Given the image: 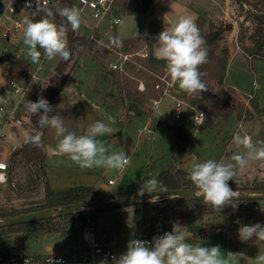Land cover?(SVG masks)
Instances as JSON below:
<instances>
[{
    "label": "rangeland",
    "instance_id": "1",
    "mask_svg": "<svg viewBox=\"0 0 264 264\" xmlns=\"http://www.w3.org/2000/svg\"><path fill=\"white\" fill-rule=\"evenodd\" d=\"M230 2L231 3H230L229 11L225 10L224 12H221V16H220L221 20H218V24L216 25V26L221 25V27H225L228 23L232 24V29L230 31H224L223 39L220 41V46L227 47L228 49V56L230 59L228 58L227 66L229 61L231 66L229 67L227 78L225 79V81L223 80V82L219 84H223L225 87L228 86L226 83H231V81L238 85L245 84L250 91H253V93H251L253 95V99H256L259 106L262 107L264 105V59L258 56H251L249 54H245V51L243 50L244 45H248L250 43L248 35L253 29V20H252L253 8L247 5H243V7H241L239 0H230ZM120 12L121 14H125V12L121 10V8H120ZM135 15L132 14L128 16L122 15L121 22L118 25V30H120V32L122 30L123 32L122 34L124 36H127L128 34H133L136 32V29L144 26V21H143L144 16L143 15L135 16ZM82 18H83V23L81 24L78 33L87 34L93 28L96 21L93 18H91L89 15L84 16ZM156 43L157 41L155 40L154 42L155 47H156L155 45ZM11 46L18 47L19 50L17 51V55L20 57L22 61L26 62L31 69L33 68L38 69V75L40 77L41 82L40 84L33 85L34 87L33 86L30 87L32 90L37 91L38 88H40V86L48 80L55 66L59 62L60 58L57 57L51 61L44 58L43 62H40L39 64H31L30 60L26 58V46L23 43V39L16 41L15 44ZM97 48H98L97 45L93 49H89L86 46H79L74 52L75 55L74 60H72L69 63L68 67L65 70L64 75L66 76V78L67 76L72 77L76 73L80 74L81 76L84 75V77L89 79L88 83L91 88V93L98 92L99 97L96 98V100L98 101L100 106H102L104 110L111 112L113 114L114 113L119 114L120 112L121 113L123 112L121 123L130 121L131 116L128 114V107L133 103L129 100L122 99L121 94L119 93V90L116 84L114 83V79L110 74V71H108L106 67V63L107 60L109 59V56L107 54H100L99 52H97ZM6 52L15 53V50L14 49L11 50L9 48ZM79 61L82 63V65L78 63ZM11 62L13 63L14 61H9L8 63H6V65L8 64L12 68L14 64L11 65L10 64ZM80 68H83L84 70H80ZM253 77H255L257 84H259V88L255 90L253 89V85H252ZM233 95L236 99L240 101V103L243 105L244 108H247L244 102L246 101L249 102L250 97L248 96V92L234 89ZM30 99H31V95L28 93L15 92L14 90H11L9 86L2 88L0 85V103H4V104L12 103L8 106L13 107V105H16L20 107V109L15 112V117H18L22 120L21 126H15L13 125V121L10 117L4 116V113H2V116H0V120H1L0 121V155L3 158H5L8 155V153L11 150V147L16 145L15 135L13 134L12 136H10V134L7 131L10 125H13L17 128L21 127L22 130H24V133L26 134V139L29 136L28 130L23 125L25 122L29 120V114L31 112H29L26 109L25 107L26 103L23 104L21 103ZM17 101L21 103L16 104ZM140 105L142 106L143 110L146 111L150 108V101L148 99H145L144 103ZM251 111H252V115L253 113L254 115H256L254 119L261 116V114L257 113L255 110H251ZM164 115L162 116L154 115L153 117L154 123L151 125V129H153V133L151 134L150 140L147 139L146 135L141 134L139 131L145 123L144 120L146 118H144L145 117L144 113L139 115L138 118H136L135 120L130 121V123H128L126 126L127 130L126 132H124L125 134L122 133V139L125 140L126 138H128L135 146V152L133 153L126 152V154L130 156L129 165L131 163L132 164L135 163L136 166V167L134 166L132 168V171L128 173L126 176V180L130 181L129 184L135 182L136 180H140L141 178H143L142 179L143 184L145 181L149 179L152 178L157 179L162 169L169 168L171 165H175L177 167L182 168V160L183 161L188 160V158L184 155V152L188 147V141H189L188 133L194 129L190 126L188 127L186 126L185 129L187 131V137H188L187 144L184 147H180L181 139H178L176 147L173 149V151H169L173 139L169 136L161 135L160 131H162V126H163L162 121H164L165 123L166 122L172 123L173 119L169 114H164ZM249 118L250 117L246 115L239 116L237 114H233L230 115L226 120L218 119L217 122L215 121V123L211 127L205 128L204 127L205 122H204L203 126L199 128V130L204 129L208 133V139L206 138L208 144L209 143L214 144L215 142L214 148H219V149L221 147L223 148L222 150L223 152L221 150L219 151L222 154L219 153L216 155L215 157L216 160L219 159V161L228 163L231 162V156L234 153L240 152L232 143L233 136L237 132L241 133L242 121L243 120L247 121L249 120ZM5 121H9V122H5ZM121 129L123 128L121 127ZM157 134H159L160 136L159 135L157 136ZM211 137L212 138L214 137L213 142L209 140V138ZM154 138L155 140L157 138L159 142L155 141ZM155 146L157 149H160L161 152H167V151L169 152L164 153L159 158L150 161V167L153 170V171L151 170V172L154 173L152 175L145 176L148 167L146 166V162L147 159H149V155L151 154V151ZM117 147H115V149L111 147L108 149L110 152L111 151L125 152V148H117ZM190 154H191V158L195 160L193 154L192 153ZM259 168L261 170H259ZM107 171L110 172L111 170L105 168V172ZM117 171L118 170L114 171L113 176H115L116 179H121L123 175L122 173H118ZM158 171L159 173L157 175ZM257 173H259L260 178L264 179V161H251L245 170L238 172L237 176L235 177V181L230 180L228 184L233 186L234 188L254 186L257 183L264 184L263 182H258L254 179L252 180V178H254V176ZM35 176L38 181L36 188L26 190V185H27V183L25 182L26 172L24 171L23 168L20 167L16 169V172H14L13 174L14 185L9 186V184H4L0 186V210L8 211L9 209L18 208L21 206L39 204L43 202L44 200L43 183L37 172L35 173ZM9 190H11V192L7 194L6 192H9ZM138 209H139L138 206H127L118 209H110V210L102 211V212L113 211L111 213L125 214V216H120L121 218L114 217L115 219H110L108 221L105 220L95 221V219L97 218L96 213H99L96 212L92 217L94 219L87 220L83 223L81 222H75L74 224L72 223L69 226L68 231L70 230V227L74 225L75 229L74 231H72L73 236H78V232L81 230L84 224L87 223L91 225L93 224L97 231L100 230L107 231L109 226L115 227L116 225H118L117 227L118 228L120 227L121 229L120 234L125 233L126 237H129L130 239H134L136 238L137 232L142 226L143 213L138 211ZM107 215L108 214L103 213V216L106 217ZM192 218L193 221H198V219L200 218H203L206 221L205 225L202 227L200 226L198 231L201 229L213 230V229H223L227 226H242L250 223L251 224L261 223L264 221L262 220L264 219V200H258V201L250 202L248 204H234L230 206V210L226 214L203 215L201 217H192ZM58 232L64 233V229L62 228ZM44 236L45 234H42L37 241H32V240H23L20 233H12L10 235H4L3 237L0 238V250L8 249L11 250V252L20 255L37 253V251L39 252L42 250L40 244L44 245V243L47 242L46 239L43 238Z\"/></svg>",
    "mask_w": 264,
    "mask_h": 264
},
{
    "label": "clouds",
    "instance_id": "2",
    "mask_svg": "<svg viewBox=\"0 0 264 264\" xmlns=\"http://www.w3.org/2000/svg\"><path fill=\"white\" fill-rule=\"evenodd\" d=\"M26 7H32V0ZM43 12L39 19L25 18L23 20V43L26 46V58L31 64H39L41 58L51 61L59 57L68 61L71 56L68 47L67 35L69 31L78 32L83 23L82 13L75 7L56 6V14L63 18L62 23H56L55 15L51 9L41 7L39 0H35V9L32 17ZM20 27V25H18ZM154 55L165 62L167 77L172 85L188 95L201 96L208 91V86L202 79L204 73L200 67L208 62V49L200 34V30L191 16H180L156 37ZM114 43L122 46V41L114 40ZM42 50V51H41ZM32 83L40 84L32 75ZM0 84L4 78L0 75ZM43 87V86H42ZM254 87L259 84L254 82ZM26 109L39 115L38 125L40 129H51L56 139L55 150L61 155L67 156L73 163L82 169L106 168L108 170H122L130 163V156L126 152L109 151L102 137H110L117 129L101 120H96L81 134L71 131L65 126L64 118L59 111L55 115L53 107L42 95L37 102L28 101ZM64 109L62 103L57 106ZM206 118L204 113L193 117V122L200 127ZM33 142H39L40 136L32 138ZM233 145L243 151L231 156V162L225 163L214 159H207L195 163L187 174V179L194 185L195 197L203 198V204L211 207L214 212L220 213L226 206L232 205L237 197L228 182L235 181L239 171L247 168L251 161H264V140L255 142L251 135L237 132L233 136ZM143 192L153 193L165 191L164 186L152 178L144 182ZM142 192V193H143ZM153 197L151 202H156ZM179 222H173L172 230L163 235L153 237L151 242L131 239L126 251L119 257H112L113 264H233L237 254L227 253L225 258L219 246L205 247L187 241L184 229ZM238 236L242 242H247L253 237L255 240L264 241V225H242L238 229ZM256 264H264V254L258 255ZM100 264H107V259Z\"/></svg>",
    "mask_w": 264,
    "mask_h": 264
},
{
    "label": "trees",
    "instance_id": "3",
    "mask_svg": "<svg viewBox=\"0 0 264 264\" xmlns=\"http://www.w3.org/2000/svg\"><path fill=\"white\" fill-rule=\"evenodd\" d=\"M151 0H117L118 5L125 14H137L147 10ZM241 7L247 5L253 8L252 20L253 29L248 35L250 43L244 45L245 54L251 56H258L264 59V0H239ZM65 6H67L65 4ZM64 6V7H65ZM68 7V6H67ZM52 10L55 15L56 23H62L63 18L56 14V7H47ZM44 13L36 16L39 19ZM200 34L205 41V47L208 49V62L200 67V71L204 73L202 79L208 86V91L202 92L201 96L186 95L189 104L196 108L202 109L205 113L204 127H211L218 119L226 120L230 115H246L251 116L252 111L255 110L259 114H264V105L259 106L256 99L250 98V107L244 108L238 99L234 97V89L230 86L225 87L219 84V81L224 80L226 73V66L228 61L227 47L220 46V41L223 39V32L230 31L232 24L228 23L225 27L221 25L215 26L208 30H203L202 24L197 23ZM68 47L71 52L68 61L59 60L55 66L53 73L49 76L47 86L42 96L49 101L52 106L55 98L62 89L66 76L64 75L69 63L74 60V52L79 46H86L93 49L97 44L94 40H90L87 35L79 34L78 32L69 31L67 35ZM138 38L123 39L122 46L135 45ZM118 46V45H117ZM100 54L102 52L100 47L97 48ZM31 68L27 63L16 60L11 68V74L17 81H22L30 76ZM119 93L122 99L131 101L138 105L144 103L148 97H159L161 90L153 87L147 93L138 91L132 80L121 77L115 72H111ZM33 101H38L33 99ZM39 115L29 114V120L24 123V127L28 130V138L17 146L14 157L11 162V171L8 174L9 181L13 180V174L16 169L23 168L26 172L25 182L26 190L36 188L38 181L35 173L37 172L41 178L44 188V200L39 204L21 206L8 211L0 210V217L12 216L25 212L35 211L47 207H59L65 204L74 203L78 201L92 200L102 197L114 198L124 195H131L143 192L142 187L136 186L129 189L115 188L109 190L107 193H100L94 186L79 185L71 187L66 191H53L50 189L47 176L45 172V145H46V129H40L38 125ZM184 124H172L169 126L170 130L175 134L177 139H181L180 147L187 144V131ZM39 135V142H33L32 138ZM129 140H127V143ZM129 147V145L127 146ZM173 151V149L171 150ZM149 164V163H148ZM150 165L147 167L146 174L151 171ZM13 172V173H12ZM12 173V174H11ZM188 172L180 167L171 165L169 168L162 169L158 175L157 180L164 186V189L173 188H191L195 189L194 185L187 179ZM232 190H257L264 189V184H256L254 186L236 187L229 185ZM258 200H235L234 204H248ZM226 206L220 213H216L213 209L203 204V200H195L189 198H164L156 199V202H147L138 206V211L143 213L142 219V237H147L151 241L153 237L163 235L165 232L172 230L173 222L178 219H186L192 217H201L203 215L226 214L230 210V206ZM105 210H88L80 211L70 215L59 218L45 219L33 221L28 223L16 224L7 227H0V238L4 235L12 233H20L23 240L37 241L42 234L49 232H58L62 228L64 231L69 229V226L75 222H85L92 218L96 212ZM264 220V219H262ZM264 222V221H263ZM86 225V224H84ZM237 225V224H235ZM83 226V225H82ZM71 228V227H70ZM0 256L6 261H22L30 259L31 262H40L43 255L39 253L20 255L11 250H0Z\"/></svg>",
    "mask_w": 264,
    "mask_h": 264
},
{
    "label": "crops",
    "instance_id": "4",
    "mask_svg": "<svg viewBox=\"0 0 264 264\" xmlns=\"http://www.w3.org/2000/svg\"><path fill=\"white\" fill-rule=\"evenodd\" d=\"M230 3H231L230 0H151L146 11L142 12L141 14L140 13H137L136 15L132 14L135 16L143 15L144 26L136 29L135 33L128 34L127 36H124L122 34L123 33L122 30L120 32L117 26V36L120 38V40L131 37L138 38L139 40L140 39L147 40L151 45L152 53L153 56L155 57L154 42L156 40L157 35L163 31L164 26L167 27L173 21L178 19L180 16H191L195 19L196 24L200 22L203 25L204 30L211 29L218 24V20H221L220 19L221 12H224L225 10L229 11ZM123 15L128 16L130 14H123ZM84 16H88V15H82V17ZM89 33L85 35H88ZM9 48L11 50L14 49L15 53L6 52ZM18 50H19L18 47L15 46L13 47L9 45V47H7L5 51L7 59L14 62L15 60L22 61L19 56L17 57ZM108 56L109 59L107 60V62L112 59V56L110 55ZM41 59H42L41 62H43L44 60L43 56ZM14 62L13 63L11 62L10 64L13 65ZM78 63L82 65L80 61ZM230 66L231 64L229 61L226 69L227 71L225 74L224 81L227 78ZM31 70L37 71L38 73V69L33 68ZM80 70H84V69L80 68ZM88 82H89L88 78L84 77V75L81 76L78 73L74 74V76L72 77L67 76L62 89L60 90L59 94L57 95V97L55 98L52 104L53 112L50 115H55L57 111H59L61 117L64 118L65 126L71 131H76L77 134H81L83 129L87 128L88 125L92 124L96 120H101L106 123H109L111 127L117 129L118 131L115 132L110 137L100 138L105 141L107 147L108 148L111 147L115 149V147L118 146L117 148H125V152H130V153L135 152V146L133 145L131 140H129L128 138H126L125 140L122 139V133L126 132L127 124L130 123V121L138 118L139 115L144 113L145 114L144 118H146L144 120L145 123H149L150 125H152L154 123L153 122L154 115L162 116L164 114L157 113L155 111L153 112L152 109L150 110V108L145 111L143 110L141 105L133 103L128 107V114L131 116L130 117L131 120L125 123H121L123 112L122 113L120 112L119 114H115V113L113 114L111 112L104 110L96 100V98L99 97L98 92L91 93V88ZM254 82L257 83L255 77H253L252 80L253 89L255 90L257 88L254 87L253 84ZM226 84L232 87L233 89L239 91H245L248 93H253V91H250L245 84H243L244 86L240 84L238 85L232 81L231 83H226ZM0 85L2 88H4L3 84ZM181 92L186 94L182 90ZM28 101L31 102L33 101L32 96L31 99ZM26 102L27 101L21 103L17 101V103L19 104L20 103L23 104ZM62 103L65 105V108L58 109L57 106ZM161 111L165 112V109L161 107ZM249 117H250L249 120L247 121L243 120L245 122V125L244 122L242 121L241 134L247 133L251 135L254 142L257 139L264 140V114L263 115L261 114V116H259L256 119H254L256 117L254 113ZM162 123L163 126H162V131H160V134L169 136L173 139L172 141L173 144L171 142V146L169 150L171 151L176 147L178 139L176 138L175 134L170 130L169 126L174 123L176 124H181V123L175 121H173L172 123L171 122L165 123L164 121H162ZM121 127L124 130L121 129ZM190 127H192L194 130H191V132L188 133L189 136L188 147L184 152V155L188 158V160L186 161L182 160V168L187 172L190 171L191 167L195 163L203 162L207 159L216 160L215 159L216 155L221 153L219 152L220 150L221 151L223 150L222 147L220 149L214 148L215 142L214 144L207 143L208 133L206 132V130L204 129L199 130L193 126ZM7 131L10 134V136H12L13 134L15 135L16 146L20 145V143H22L26 139V134L24 133V130H22L21 127L17 128L13 125H10ZM158 135L159 134H157V136ZM146 137L148 140H150L151 134L149 136L146 135ZM213 138L211 137L209 138V140L213 142ZM127 140H129L128 143ZM155 141L159 142L157 138ZM55 144H56V139L53 130L46 129L45 172L47 176L48 185L50 189L53 191H66L74 186L86 185V186L96 187L100 191V193H107L109 190L115 188H120L124 190V189H129L131 187L143 186V180H142L143 178H141L140 180H136L131 184H129L130 181L126 180L127 174L132 171V168L135 166V163L134 164L131 163L130 165H127L124 169L118 170L117 172L122 173L123 176L121 179H116L115 176H113L115 170H111L110 172L108 171L105 172V168L103 167L93 168V169L80 168L75 163H73L67 156L61 155L58 152H56ZM128 145L129 147H127ZM46 147H48V153L46 152ZM238 151H243V149H238ZM167 152H161V150L157 149L155 146L152 149L151 154L149 155V159H147L146 166L150 165V161L159 158L160 156H162L164 153ZM190 153L193 154L195 160L191 158ZM217 161H219V159ZM259 170L261 169L259 168ZM153 173L154 172L149 171L147 174L145 173V176L152 175ZM158 173L159 171L157 172V175ZM109 179H113L114 183L108 185L107 181ZM253 179L258 182L264 183V179L259 177V173H257L254 176V178H252V180ZM11 182L14 181L12 180ZM11 182L9 181V183L6 184H9L10 186L12 185ZM10 192L11 190H9V192L6 193L8 194ZM111 212L113 211L96 213L97 218L95 219V221H99V220L108 221L110 219H115L114 217L119 218L120 216H125V214H117ZM103 213H106L108 215L105 217L103 216ZM177 222H179L182 226L186 227L183 231L188 242L193 244L201 243V246H205V247L219 246L222 252L224 253L225 258H227V253L229 252L233 254H237L233 264H256L255 258L258 255L264 254V241L255 240V237H253L247 242H242L239 239L238 229L241 226H227L223 229H213V230L201 229L198 231L199 227L204 226L206 223L205 219L203 218L198 219V221H193V218L178 219ZM260 224L264 225V222H261ZM86 225H91V224L87 223ZM245 225H253V223L245 224ZM117 226L118 225H116L115 227L109 226L107 231H101V230L97 231L96 228L95 230H96V239L98 243L108 245L113 249L117 257H119L121 254H123L126 251L127 244L131 239L129 237H126L125 233L120 234L121 229L120 227L118 228ZM142 228L143 225L137 232V235L142 232ZM74 229L75 227L73 225L69 231L66 230L64 231V233L61 232L45 233V236L43 238L46 239L47 242H45L44 245L40 244L42 250L39 252L37 251V253L41 255H45L47 253H56L62 256H66L72 251H75L80 241V232L82 228L78 232V236H73L72 231H74ZM25 264H35V263H25ZM83 264H87V263H83ZM111 264H113V262Z\"/></svg>",
    "mask_w": 264,
    "mask_h": 264
},
{
    "label": "built area",
    "instance_id": "5",
    "mask_svg": "<svg viewBox=\"0 0 264 264\" xmlns=\"http://www.w3.org/2000/svg\"><path fill=\"white\" fill-rule=\"evenodd\" d=\"M39 2L42 8L50 6L64 7L66 4L68 7H75L80 10L82 15H89L93 18L96 23L87 37L94 40L102 52L105 51L107 55L112 56V59L106 63L108 71L132 80L136 89L142 93H146L152 87L161 90L159 97L148 98L153 112L169 114L173 121L180 122L187 127L190 125L199 129L203 126H196L193 117L194 115L199 116V112L204 113V111L192 107L185 97L186 94L182 93L178 86L170 83L166 74L165 62L153 56L151 45L147 40L140 39L133 46H117L114 43V40H120L117 36V26L120 24L123 15L120 12L117 0H39ZM28 3L29 0H0V74L4 77V83L6 84L4 87L9 86L15 92L28 93L32 96V99L37 100L43 94L48 80L37 91L32 90L30 87L37 85L32 83V75L41 82L37 71H31L30 76L21 82L15 80L11 74V66L6 65L11 61L7 59L6 48L23 38V20L25 18L35 19L31 15L35 9V0H32L31 8L26 7ZM248 96L253 97L251 93H248ZM244 104L250 107L249 102L246 101ZM8 105L10 104L0 103V116L4 113V116L12 119L13 125L21 126L22 120L15 117V112L20 107L16 105L9 107ZM161 107L165 109V112L161 111ZM139 131L141 134L148 136L153 133L149 123H145ZM16 148V145L12 146L5 158L0 155V185L9 183L8 174L11 171L10 165ZM113 183V179L107 181L108 185ZM11 184L14 185V182H11ZM134 239L151 242L149 238L142 237L141 233ZM114 256L117 257L111 247L98 243L95 227L85 225L80 232V241L76 250L66 256L47 253L43 255L40 262H31L30 259L6 261L0 256V264H100L105 259H107V264H111Z\"/></svg>",
    "mask_w": 264,
    "mask_h": 264
},
{
    "label": "water",
    "instance_id": "6",
    "mask_svg": "<svg viewBox=\"0 0 264 264\" xmlns=\"http://www.w3.org/2000/svg\"><path fill=\"white\" fill-rule=\"evenodd\" d=\"M222 81H219L221 83ZM48 153V147H46ZM165 191L153 192L151 194L140 192L131 195H124L120 197L108 198L102 197L92 200L78 201L74 203L65 204L59 207H47L35 211L25 212L12 216L0 217V227H7L16 224L28 223L33 221L59 218L70 215L80 211L88 210H110L118 209L121 207L141 205L152 201L153 197L157 199L164 198H189L195 200H203L202 197H195V189L191 188H173L164 189ZM236 191L237 197L235 200H264V189L258 190H233Z\"/></svg>",
    "mask_w": 264,
    "mask_h": 264
}]
</instances>
